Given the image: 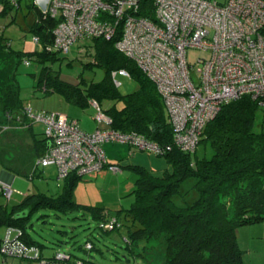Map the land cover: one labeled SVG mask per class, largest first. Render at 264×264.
<instances>
[{
    "label": "trees",
    "instance_id": "trees-1",
    "mask_svg": "<svg viewBox=\"0 0 264 264\" xmlns=\"http://www.w3.org/2000/svg\"><path fill=\"white\" fill-rule=\"evenodd\" d=\"M0 1L6 5L4 12L20 8L19 0ZM153 1L141 0V15L153 18ZM27 8L31 21L27 30L38 37L43 46L41 54L35 53L39 56L38 61L56 60L59 54L51 47L60 20L43 13L33 2ZM83 41L90 42L95 50L92 65L103 69L102 82L72 85L61 81L46 68L41 79V83L45 82L46 93H59L82 108L91 106V102L95 101L113 119L112 129L134 132L161 145H171L173 130L168 113L151 80L134 61L116 49L115 40ZM0 53L16 56L20 61L25 60L23 56L26 55L13 51L10 39L3 32H0ZM123 69L138 85V89L127 96L120 95L112 78L114 72ZM14 80L16 91L7 92L4 102L8 119H12L15 112L24 113L27 107L20 98L16 73ZM108 101H117L122 106L107 109L104 103ZM260 109L264 107L250 97L224 105L207 124L195 153H185L172 147L167 155L158 156L165 157L172 165V170L163 176H156L142 167H133L137 175L135 203L130 209L117 211L116 216H110L105 208L77 204L73 197L74 189L82 177L71 174L64 180V189L58 196L37 193L22 197L18 204L11 207L0 205V229H20L23 242L38 247L42 259L54 260L56 256L47 259L43 255L44 245L35 237H42L39 233L41 228L35 225L34 217L42 211H52L58 217L91 209L104 235L112 237L122 228L125 230L123 243L134 260L136 257L144 259L148 244L164 237V264H243L244 253L238 244V229L264 221V132L254 130L256 114ZM23 119L33 124L24 115L19 117V121ZM39 143L43 144L40 159L48 144L46 139ZM191 180L195 182L194 195L188 198L183 186ZM47 216L43 214L37 220L47 224ZM111 219H116L120 227L102 229L101 225ZM2 241L0 237V248ZM49 244L58 245L55 242ZM88 244L92 245L91 249L87 248ZM87 245V251L95 248L90 242ZM135 249L138 250L136 255ZM65 254L71 257L66 264L77 261L95 264L75 258L71 253ZM72 259L76 261L72 262Z\"/></svg>",
    "mask_w": 264,
    "mask_h": 264
},
{
    "label": "built area",
    "instance_id": "built-area-1",
    "mask_svg": "<svg viewBox=\"0 0 264 264\" xmlns=\"http://www.w3.org/2000/svg\"><path fill=\"white\" fill-rule=\"evenodd\" d=\"M33 4L60 20L51 47L58 54L70 53L76 43L87 39L115 40L116 49L155 85L173 130L172 144L166 146L134 132L112 129L113 119L95 101L91 106L97 111L96 120L105 128L93 133L66 115L37 113L28 106L25 117L43 124L48 144L39 165L56 167L60 180L71 174L119 172L120 167L105 154L107 143L126 144L156 156L167 155L172 147L195 153L207 124L224 105L250 97L264 107V0H154L153 18L141 15V0H33ZM34 42L39 44L40 39L34 37ZM189 49L207 57L191 66ZM117 75L130 77L124 69L114 72L117 88L121 86L115 81ZM13 193L11 187L0 184V194L7 199ZM119 225L111 219L101 228L113 230ZM21 235L20 229L8 228L0 254L39 264L69 262L71 257L65 253L54 260L42 259L40 249L23 242Z\"/></svg>",
    "mask_w": 264,
    "mask_h": 264
},
{
    "label": "rangeland",
    "instance_id": "rangeland-1",
    "mask_svg": "<svg viewBox=\"0 0 264 264\" xmlns=\"http://www.w3.org/2000/svg\"><path fill=\"white\" fill-rule=\"evenodd\" d=\"M19 1L20 8L9 13L4 12L6 5L0 1V32H3L10 39L12 50L26 53L23 57L26 61H29L27 64L25 60L20 61L16 56L0 53V147L8 148V152L6 151L7 157L4 158V155H0V171L1 173L4 172V166L16 168L17 170L23 168V174L28 168V158L31 155L27 144L23 143L25 140L24 135L20 134L24 130L23 126H26V122L23 124L22 121H19V123H22L20 126L16 122L18 120L8 119L4 112L7 92L16 91L14 74L16 73L20 98L24 101V104H30L35 112H59L66 116H76L75 111L81 107L73 105L65 96L59 93H46L45 82L41 83L45 69L50 70L52 75H57L61 81L72 85L100 83L104 79V71L102 68L92 65L95 50L88 41L76 43L70 53L59 54L54 61L39 62V56L36 54L43 52V46L41 43L36 44L33 34L27 30L31 23L27 6L33 0ZM14 18L16 21H14ZM27 53L33 55L30 56ZM201 57L205 58L207 54L197 49L188 50L187 59L191 66L196 67L198 59ZM193 74L197 79L198 75L195 72ZM115 81L121 83L118 88L121 96L130 95L138 89L136 81L131 77L117 75ZM115 105L122 106L117 101L104 103V107L107 109ZM89 110L94 114L93 131L89 132L93 133L99 125L96 120L97 111L92 106L88 108ZM18 115L23 116V113L15 112L14 116ZM4 128L8 130L5 129V131ZM100 128H104V126L100 125ZM254 130L259 133L264 132V109H260L256 114ZM33 132L39 139L44 137L43 124L34 122ZM104 151L108 160H111L109 162L118 165L121 170L119 172L104 170L95 175L82 177L77 182L73 197L74 201L82 206L105 208L112 217L116 216L117 211L130 209L135 203L134 190L136 189L137 175L133 171V167H143L159 177L172 170L165 157L136 151L126 144L107 143L104 145ZM17 178L25 187L24 191H20L21 196L17 195L19 191L16 188H12L16 191V194L13 193L10 199L0 196V205L11 207L18 204L23 196L37 193L57 196L63 190L64 182L58 184L56 174L48 180L39 179L36 176L25 177L24 175H18ZM194 183L192 180L184 183L183 189L187 192L186 197L188 198L194 195ZM43 214L48 215L45 218L47 224H44L42 220H37V217ZM34 222L38 229L44 228L43 230L40 229L39 232L42 237H35L44 245L43 254L47 259L49 256L53 258L59 253H71L75 258L84 259L95 264H164L166 252L164 237L156 238L148 244L144 259L136 257L134 260L133 256L129 255L126 244L123 243L125 230L122 228L121 231L115 232L112 237L104 235L99 229V223L94 218L91 209H83L69 215L61 214L58 217L52 211H42L34 217ZM6 233L5 229H2L0 237L4 239ZM50 242L58 243V245L49 244ZM88 242L95 246L91 251L85 249ZM238 244L244 253L243 264H264V221L240 227L238 229ZM134 253L136 255L138 250L135 249ZM13 260V264H20V261L25 259L13 258ZM75 261L72 259V262ZM34 262L39 264L38 261ZM0 264H5L2 256H0Z\"/></svg>",
    "mask_w": 264,
    "mask_h": 264
},
{
    "label": "crops",
    "instance_id": "crops-1",
    "mask_svg": "<svg viewBox=\"0 0 264 264\" xmlns=\"http://www.w3.org/2000/svg\"><path fill=\"white\" fill-rule=\"evenodd\" d=\"M73 105H75V104H73ZM26 106L28 107V106H30V104H25L24 107H26ZM75 106L80 107L78 105H75ZM90 107H91L90 105L85 107V108L81 107L80 108L81 110L79 109V110L75 111V115L76 116H68L71 119L77 120L79 125H80V127L82 126V128L86 132L93 131L92 124H93V120H94V117H93L94 114H92V112L90 110L88 111V108H90ZM52 113H59V112H52ZM23 115H24V113H23ZM19 117H21V116H17V117L13 116L12 120L16 118L18 120V121H16L17 124L21 126L22 123H19ZM22 122H23V124H24V122H26V126H23L24 130H22L23 132L21 131L20 134L22 133L24 135L25 140H24L23 143L27 144V146L29 148V151L31 153L30 157L28 158L29 159V161H28L29 164L27 166L28 168L22 174V171H23L22 169L23 168H19V170H17L16 168H9V167L7 168L6 166H4L5 167L3 169L4 172L1 173V171H0V183L3 184V185L9 186L11 188H16L19 191V192H17V195L21 196L20 191H24L25 187L22 185L23 183L21 181H19V179L17 178L18 175H24L25 177H28V176L35 177L36 176L39 179L42 178L44 180H48L51 177H53L54 174H56L58 184L61 183V182H64V185H63V189H64L65 181L64 180H60L58 178V171H57L56 167H54V166L42 167L41 165H39V155H40V153H42V146H43V144H41L39 142H41L42 140H45V137H42V138L39 139L37 137V135L33 132V124H30L28 121H24V119H23ZM98 128H100V125H97V129ZM104 128H105V126H104ZM5 129L6 128H4V130ZM6 130H8V129H6ZM18 131H20V130L18 129ZM28 133H29V136H28ZM103 148H104V146H103ZM7 150H8L7 147L6 148H1L0 147V155L1 156L4 155V158L7 157V155H6L7 152H8ZM136 167H139V166H136ZM171 167H172V165H171ZM48 168H51V169H48ZM58 186H60V185H58ZM62 191L63 190H61V193H62ZM14 193L16 194V191H14ZM61 193H59V194H61ZM2 229H5V233H6L7 228H2ZM2 229H0V231ZM0 256H2L3 262L5 264L6 263L7 264H13V261H14L13 258L4 257L1 254H0ZM49 258H51V257L49 256ZM10 259H12V260H10ZM22 263L23 264H37L36 262H34L32 260H27V259L21 260L20 264H22Z\"/></svg>",
    "mask_w": 264,
    "mask_h": 264
}]
</instances>
